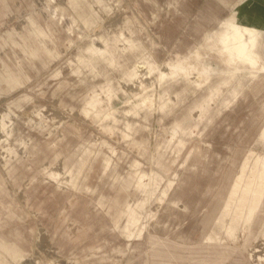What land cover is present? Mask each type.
<instances>
[{"label": "rangeland", "instance_id": "1", "mask_svg": "<svg viewBox=\"0 0 264 264\" xmlns=\"http://www.w3.org/2000/svg\"><path fill=\"white\" fill-rule=\"evenodd\" d=\"M262 167L264 0H0V264H264Z\"/></svg>", "mask_w": 264, "mask_h": 264}, {"label": "bare ground", "instance_id": "2", "mask_svg": "<svg viewBox=\"0 0 264 264\" xmlns=\"http://www.w3.org/2000/svg\"><path fill=\"white\" fill-rule=\"evenodd\" d=\"M231 28V34L225 39V42H229L231 44L230 50L233 52V55L242 62H252V37L249 36L251 31L247 28L241 29L237 25H232ZM262 169H264V167H262ZM244 194L251 199L250 206H252L257 200H260L262 195H264L262 191L256 190L251 193L247 192Z\"/></svg>", "mask_w": 264, "mask_h": 264}]
</instances>
